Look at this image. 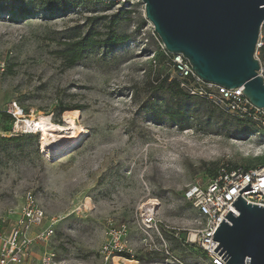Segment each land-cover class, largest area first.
Returning <instances> with one entry per match:
<instances>
[{
  "label": "rangeland",
  "instance_id": "374dc122",
  "mask_svg": "<svg viewBox=\"0 0 264 264\" xmlns=\"http://www.w3.org/2000/svg\"><path fill=\"white\" fill-rule=\"evenodd\" d=\"M76 26L102 40L129 37L69 66L62 50ZM0 61V233L22 218L29 195L43 212L23 264H42L45 253L58 264H208L189 241L197 224L185 193L227 164L264 163V114L191 98L188 126L172 122L167 107L185 99L154 77L175 74L140 4L0 0ZM14 101L25 114L18 126L5 111ZM68 111L79 112L78 139L43 151L39 133L25 132L26 119L64 124ZM148 208L156 226L143 224Z\"/></svg>",
  "mask_w": 264,
  "mask_h": 264
},
{
  "label": "water",
  "instance_id": "95a60500",
  "mask_svg": "<svg viewBox=\"0 0 264 264\" xmlns=\"http://www.w3.org/2000/svg\"><path fill=\"white\" fill-rule=\"evenodd\" d=\"M115 2L116 0H103ZM165 49L181 53L206 82L243 87L264 111V81L255 57L264 0H143ZM213 234L227 264H264V206L238 196Z\"/></svg>",
  "mask_w": 264,
  "mask_h": 264
},
{
  "label": "built area",
  "instance_id": "2783aa9c",
  "mask_svg": "<svg viewBox=\"0 0 264 264\" xmlns=\"http://www.w3.org/2000/svg\"><path fill=\"white\" fill-rule=\"evenodd\" d=\"M115 2L140 4L145 15L143 0H116ZM155 35L158 37L156 33ZM161 44L163 51L169 57L170 65L180 87L189 95L204 98L227 113L250 114L254 111L264 114L262 109L255 107L245 97L243 87L227 88L204 81L195 73L183 54H170L162 42ZM255 57L259 61L257 75L261 76L264 81L262 34H260L257 43ZM4 70V62L0 61V76L5 73ZM5 111L9 113L11 119H14L16 126L20 125V119L25 114L18 102H11ZM27 121V119L24 121V126L29 127ZM261 123L264 125V120ZM32 131L31 128L25 130L30 133ZM239 195L249 203L264 206V163L249 168L227 164L210 181L205 184H193L185 193V198L191 202L196 212L194 222L197 224V228L189 236V241L195 243L205 253L208 264H227L222 256L214 250L219 242L213 239V234L226 214L233 208L232 203ZM27 199L28 205L24 208L22 218L18 219L8 233H0V264H23L30 255L34 238L30 235L29 230L32 224L41 222L43 212L33 208L31 195ZM143 224L149 227L157 225L154 210L148 208L144 212ZM43 234L41 233V235ZM41 261L42 264H58L53 253H45Z\"/></svg>",
  "mask_w": 264,
  "mask_h": 264
},
{
  "label": "trees",
  "instance_id": "16d2710c",
  "mask_svg": "<svg viewBox=\"0 0 264 264\" xmlns=\"http://www.w3.org/2000/svg\"><path fill=\"white\" fill-rule=\"evenodd\" d=\"M124 11L125 10H121V12H118L117 14H115L112 17L113 18L112 22L114 23L115 21L120 19ZM100 34L101 32L94 31V30H90L86 33H83L80 31L78 26L69 29V31L67 32V36H66L69 40L64 42L65 48L62 50V54L64 56V59L67 61V64L70 66V65L75 64L77 61L81 60L88 52V48L98 47V46L110 47V46L116 45L118 43H121L127 40L129 37L128 35L118 36L115 33H107V35L109 36L106 37V39L102 40V39L97 38V36H99ZM157 38L160 39L159 37ZM154 77L156 78V80L162 77L161 85L163 87H166V90L170 92L171 96L184 97L185 101L182 100V103L180 101L179 104L181 106L179 108L167 107L168 110L166 112V115L177 126L181 128H186L189 124V120L191 117L190 108L186 106V101L191 98H200V97H193L189 95L185 90H183L180 87L179 81L176 77L173 78L171 81H169L170 79L169 73L165 75H162L161 73H157L154 75ZM200 99H204V98H200ZM9 117L11 116L9 115Z\"/></svg>",
  "mask_w": 264,
  "mask_h": 264
},
{
  "label": "bare ground",
  "instance_id": "6f19581e",
  "mask_svg": "<svg viewBox=\"0 0 264 264\" xmlns=\"http://www.w3.org/2000/svg\"><path fill=\"white\" fill-rule=\"evenodd\" d=\"M78 115V111H68L64 115V124H56L46 116H40L39 119H29L27 123L29 124V128L33 129L34 132L39 133V140L42 143V150L45 151L51 147L61 146L65 140L67 141L74 138H79L80 134H82L80 132H83L84 128L80 126L78 124L79 122L76 120ZM262 151V148H259L258 152L261 153ZM132 262L133 261H129V263Z\"/></svg>",
  "mask_w": 264,
  "mask_h": 264
}]
</instances>
